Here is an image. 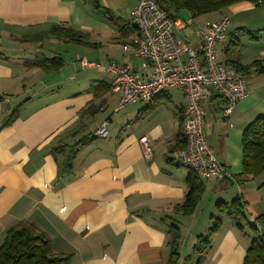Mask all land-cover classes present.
Here are the masks:
<instances>
[{
	"label": "crops",
	"instance_id": "obj_1",
	"mask_svg": "<svg viewBox=\"0 0 264 264\" xmlns=\"http://www.w3.org/2000/svg\"><path fill=\"white\" fill-rule=\"evenodd\" d=\"M137 2L101 0L96 9L82 0H0V243L7 230L27 223L44 233L52 253L68 257L69 264H166L169 228L179 227L180 250L188 243L191 249L206 232L209 216L216 212L215 202L229 204L240 198L251 222L264 212L259 189L264 174L242 175L241 146L243 130L264 113V74L243 76L248 95L236 103L230 116H223L220 97L203 105L205 138L224 175L201 178L203 195L194 213L185 216L176 207L187 192L189 170L177 163L173 149L186 105L180 90L159 96L149 106L140 102L127 105L117 126L108 128L109 136L100 139L93 132L104 120L112 125L118 95L110 90L95 95L94 90L99 82L109 85V74L98 68H81L96 69V75L83 80L74 75L64 81L58 77L48 80L46 75L61 71L41 72L29 66L31 61L17 56L24 45L32 44L34 51L30 46L26 50L38 54L46 41L63 43L53 37L44 43L28 41L51 26H63L84 35L88 45H78L84 49L80 60L102 65L117 62L142 74L141 60L121 50L137 36L128 26ZM263 4L264 0L260 6ZM258 7L241 2L198 17L188 12L182 16L180 11L176 21L191 19L192 24L178 26L175 35L200 54L197 29L226 16L228 31L240 29L242 33L217 47V61L226 64L227 59L239 58L247 65L236 49L244 33L253 28L264 30V12ZM260 52L264 59V51ZM88 106L93 110L79 116ZM12 115L15 118L6 125ZM142 137L149 142L148 158L143 154ZM81 138L84 141L76 147L71 172L60 174L62 157L54 155L53 148L57 143L72 145ZM230 227L212 255L214 237L210 238L211 248L202 264H242L244 248L237 247L234 224Z\"/></svg>",
	"mask_w": 264,
	"mask_h": 264
},
{
	"label": "built area",
	"instance_id": "obj_2",
	"mask_svg": "<svg viewBox=\"0 0 264 264\" xmlns=\"http://www.w3.org/2000/svg\"><path fill=\"white\" fill-rule=\"evenodd\" d=\"M191 24V19L181 23L173 20L155 0H138L128 21L137 36L123 44L121 50L141 60L142 74L117 62L102 65L82 59L80 66L82 69H102L109 74L110 92L118 95L114 112L136 102L149 106L159 96L180 90L186 100L180 113L185 145L176 151V161L200 178L220 179L224 170L205 138L203 105L220 97L224 102L223 116L228 117L236 103L247 97L245 78L231 66L217 61V47L232 42L242 32L238 29L229 32L226 16L204 22L196 31L202 41L199 54L175 35V28ZM108 128L107 119L96 127L93 136L107 138ZM140 143L145 158H148L150 146L147 138H140Z\"/></svg>",
	"mask_w": 264,
	"mask_h": 264
},
{
	"label": "trees",
	"instance_id": "obj_3",
	"mask_svg": "<svg viewBox=\"0 0 264 264\" xmlns=\"http://www.w3.org/2000/svg\"><path fill=\"white\" fill-rule=\"evenodd\" d=\"M98 9L101 0H82ZM159 8L173 20H176V14L180 11H186L192 17L214 14L222 12L230 6L250 2L256 7L260 6L262 0H155ZM106 14V13H105ZM240 30V29H239ZM242 32V30H240ZM264 32V30H262ZM53 37L63 43L76 45H88L84 41V35L79 31L63 26H51L48 31L38 33L30 38L29 42L42 43L45 39ZM264 38V36H263ZM226 65L231 66L235 71L247 76L251 74H264V59L253 60L247 65L241 64L239 58H230L226 60ZM30 67H36L44 73H59L65 66L60 57H37L29 63ZM110 90L109 85L99 82L94 90V94L104 93ZM152 104V103H151ZM150 104V105H151ZM94 107L88 106L85 111ZM98 107H96L97 110ZM93 110V109H92ZM14 115L8 120L10 124ZM181 121V119H180ZM84 141L79 139L76 143L69 145H59L53 148V154L62 157L59 166L60 174L71 172L76 147ZM185 145V138L182 132V124L176 135V145L174 151L182 149ZM242 175L252 178L264 174V113L255 118L243 130L242 139ZM187 192L181 205L176 208L185 216L193 214L199 203L204 184L201 178L192 171H189L187 178ZM263 192L264 207V182L259 186ZM217 214L231 217L238 230L244 231V225L250 229L252 238L248 248L245 251L242 264H264V212L257 215L252 222L246 220L244 206L241 199L237 198L229 204L222 201L215 203ZM213 225L208 229L207 235L197 237V242L193 246L192 254L196 257L195 263L202 264L204 256L211 248L210 236L215 235L221 228V219L212 216ZM167 245L169 247V258L166 264H191V257L187 256L184 263H179L180 259V230L177 225H172L168 230ZM0 264H69L68 257L56 256L52 253L49 238L35 227L27 223H19L6 231L4 239L0 243Z\"/></svg>",
	"mask_w": 264,
	"mask_h": 264
},
{
	"label": "rangeland",
	"instance_id": "obj_4",
	"mask_svg": "<svg viewBox=\"0 0 264 264\" xmlns=\"http://www.w3.org/2000/svg\"><path fill=\"white\" fill-rule=\"evenodd\" d=\"M259 10H262L264 12V4L258 7ZM186 14V11H183L182 16ZM237 30V29H235ZM264 32L261 30H258V28H253V30H250L248 33H244L240 37V45L236 49L238 52L240 58L242 59V63H251L253 60L262 59V56H260V51H264ZM44 43V42H42ZM41 45V44H40ZM20 46V45H19ZM25 48L21 49L22 52L18 53L17 56H23L26 60L34 61L37 57H41V54H44L45 56H55L58 55L63 61H64V68H67V71L63 72V69L59 74H51V75H44L46 79L51 80L55 77L60 78L62 81L66 79V77H69L71 75H74L76 77V80H83L84 78L88 77V79H91L96 75V69H89L86 71L81 70L80 66V57L81 52L84 50L81 46H78L76 44L71 43H59V42H48L46 41L45 44L42 45L41 49L37 50L38 54H31L26 50L27 47L30 46L31 51L33 52L34 46L32 44L30 45H24ZM19 50V49H18ZM19 52V51H18ZM65 70V69H64ZM91 77V78H90ZM66 82V81H65ZM70 83H74L71 81ZM116 107V106H115ZM115 107L113 108V112L115 110ZM112 109V108H111ZM123 112L124 110L113 114V120L112 125H109V129H113L117 126V120L123 118ZM110 131V130H109ZM183 169H186L185 167H182ZM216 203V202H215ZM197 207V206H196ZM216 209V208H215ZM195 211V210H194ZM194 213V212H193ZM207 215H209V212H206ZM226 215V214H223ZM223 215H218L217 211L215 214L210 215L209 217V226L204 233V236L208 234V229L213 225L214 220L212 219V216L216 218L221 219V228L215 235H211L210 238L213 236L214 238L211 239L213 242V251L211 252V255L215 253L220 247L221 243L224 240L225 237H227V230L230 227V224H234V221L232 219L226 218ZM191 216V215H190ZM227 216V215H226ZM248 216V215H247ZM248 222H251L249 219V216L246 218ZM244 231H240L237 229V227L234 224L233 229V239L235 240V243L237 244V247L241 248L243 250L244 248V254L246 249L248 248L252 234L250 229L247 227V225H244ZM217 236V237H216ZM216 237V238H215ZM189 237H187V240ZM223 244V243H222ZM189 243L186 245L185 250H180L181 256H184V258L179 259V263H184V259L187 256L191 257L190 263H195V256L192 254L193 246L189 247ZM236 249L239 250V249ZM240 251V250H239ZM241 257L243 256V252H241ZM234 255V252L232 253V257ZM240 264V263H239Z\"/></svg>",
	"mask_w": 264,
	"mask_h": 264
}]
</instances>
